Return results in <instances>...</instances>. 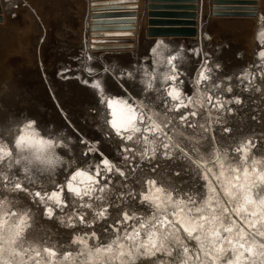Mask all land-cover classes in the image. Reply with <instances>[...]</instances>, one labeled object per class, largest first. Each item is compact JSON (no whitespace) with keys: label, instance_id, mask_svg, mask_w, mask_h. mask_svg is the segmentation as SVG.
Wrapping results in <instances>:
<instances>
[{"label":"water","instance_id":"obj_1","mask_svg":"<svg viewBox=\"0 0 264 264\" xmlns=\"http://www.w3.org/2000/svg\"><path fill=\"white\" fill-rule=\"evenodd\" d=\"M126 2L0 0V264H264V0Z\"/></svg>","mask_w":264,"mask_h":264},{"label":"snow or ice","instance_id":"obj_2","mask_svg":"<svg viewBox=\"0 0 264 264\" xmlns=\"http://www.w3.org/2000/svg\"><path fill=\"white\" fill-rule=\"evenodd\" d=\"M169 63H171V62H169ZM203 78H204V77H203V73H201V79H203ZM173 79H175V77H173ZM169 94L171 95V93H169ZM132 111L134 112L135 109H133ZM132 118L135 119L134 116H133ZM137 130H138V129H137ZM226 131H227V129H226ZM129 138H130V137H129ZM23 140H24V138L21 136V137L17 140V146H20ZM249 143H251V142H249ZM5 155H11V153H5ZM104 163L107 164V160H105ZM77 175H79V173H77ZM5 179H6V178H5ZM72 180L75 181V180H76V176H73V177H72ZM21 187H22V186H21L20 183H16V184H15V188H16V189H21ZM67 187H68V190H69L70 192H75V194H76L77 196L80 195V189H79L78 187H77V188H73L71 182L68 183ZM35 195H36L37 197H39V196H40V193L37 192ZM52 195L55 197V196H57V193H53ZM50 199H51V197H50ZM57 203L59 204V199H58V198H57ZM51 213H52V209H51V208H48V209L46 210V214L50 216ZM11 215H12V216H16V213L13 211V212L11 213ZM23 223H24V220L21 219L20 224L23 225ZM21 231H22V228L18 225V226H17V230H16V232H15V236L18 237V236L20 235V232H21ZM259 234H260V235H264V233H259ZM10 242H12V241H10ZM240 247L242 248L243 245L241 244ZM51 255H55V253H51Z\"/></svg>","mask_w":264,"mask_h":264},{"label":"crops","instance_id":"obj_3","mask_svg":"<svg viewBox=\"0 0 264 264\" xmlns=\"http://www.w3.org/2000/svg\"><path fill=\"white\" fill-rule=\"evenodd\" d=\"M124 1H129V2H126V4H128V5H136L137 6L136 9L138 10V14L136 15V17L139 18L140 0H136V2H131L133 0H124ZM147 6H148V0H147ZM147 11H148V7H147Z\"/></svg>","mask_w":264,"mask_h":264},{"label":"bare ground","instance_id":"obj_4","mask_svg":"<svg viewBox=\"0 0 264 264\" xmlns=\"http://www.w3.org/2000/svg\"><path fill=\"white\" fill-rule=\"evenodd\" d=\"M258 1H259V0H255V2H252V3H250V4H246V5H249L248 7H253V8H255V11H256L255 13H256V14H258V13H257Z\"/></svg>","mask_w":264,"mask_h":264},{"label":"rangeland","instance_id":"obj_5","mask_svg":"<svg viewBox=\"0 0 264 264\" xmlns=\"http://www.w3.org/2000/svg\"><path fill=\"white\" fill-rule=\"evenodd\" d=\"M259 2H260V0L258 1V7H257V13L258 14H256V15H250V16H253L254 17V16H258L259 15Z\"/></svg>","mask_w":264,"mask_h":264}]
</instances>
